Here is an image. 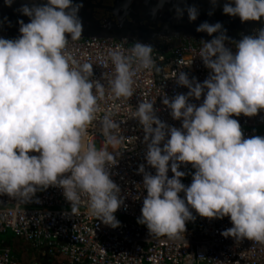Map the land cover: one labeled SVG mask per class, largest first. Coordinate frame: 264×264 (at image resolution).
I'll return each mask as SVG.
<instances>
[{
  "label": "clouds",
  "instance_id": "obj_1",
  "mask_svg": "<svg viewBox=\"0 0 264 264\" xmlns=\"http://www.w3.org/2000/svg\"><path fill=\"white\" fill-rule=\"evenodd\" d=\"M13 3L4 0L5 7ZM165 3L157 0L150 15ZM210 3L214 9L217 0ZM81 7L73 0L22 4L17 11L29 22L17 21V38H0V195L39 203L33 199L37 192L56 187L70 205L68 215L79 214L86 201L88 215L116 228L114 214L124 201L110 168L120 153L109 146L115 150L121 144L113 131L119 125L105 116L101 147L91 140L85 146L83 137L105 88L90 79L91 63L78 65L65 55L69 39L82 36ZM173 12L177 20L186 14L189 22L199 15L196 5L176 4ZM222 14L241 22L264 21V0H227ZM196 32L212 37L201 41L198 54L207 78L201 83L181 71L175 82L187 93L162 99L180 127L161 121L151 101L140 102L133 114L144 133L146 164L155 170L146 172L144 164L137 169L146 192L137 223L152 237L174 240L183 234L184 239L194 211L208 220L228 217L232 227L221 232L224 238L264 244V136L244 138L232 118L264 111V27L238 42L226 36L220 22H202ZM152 53L153 46L141 41L130 55L109 51L113 99L133 95L136 72L155 67ZM202 96L198 105L190 102ZM182 165L194 169L188 186L181 182Z\"/></svg>",
  "mask_w": 264,
  "mask_h": 264
},
{
  "label": "built area",
  "instance_id": "obj_2",
  "mask_svg": "<svg viewBox=\"0 0 264 264\" xmlns=\"http://www.w3.org/2000/svg\"><path fill=\"white\" fill-rule=\"evenodd\" d=\"M133 44L95 38L69 40L65 52L70 61L75 60L78 65L91 63L93 76L90 79L99 80L105 88L104 97L97 101L94 120L83 137L85 146L91 140L101 147L104 137L100 129L105 116L119 125L113 131L122 138L121 144L115 150L109 146V151L120 153L118 164L110 168V178L119 186L124 201L114 214L119 226L112 228L88 215L86 201H82L79 214L68 215L70 205L62 190L49 187L36 193L33 199L39 203L23 204L0 195V234L9 231L14 238L35 247L46 246L50 252L61 256L65 264H264V244L251 240L236 243L221 236V232L232 227L228 217L208 220L193 211L195 226L188 227L186 223L185 240L183 234L174 240L152 237L144 225L137 223L146 195L142 174H137V169L144 164L146 172L154 175L155 170L145 161L144 133L133 116L136 107L142 101H151L161 121L179 128L181 122L171 118L162 99L165 95L172 98L187 93L186 88L175 82L179 72L183 71L189 79L195 77L201 83L209 72L198 55L202 44L182 39L175 44L153 48L155 67L136 72L130 98L113 99L109 81L114 71L108 53L117 50L122 55H130ZM202 100L203 96L200 101L190 102L198 105ZM232 118L239 121L244 138L264 136V131H259L264 127V111L253 117ZM179 170L186 173L181 182L190 185L194 169L191 165H182ZM171 175L169 171V178ZM0 264H17L2 242Z\"/></svg>",
  "mask_w": 264,
  "mask_h": 264
},
{
  "label": "water",
  "instance_id": "obj_3",
  "mask_svg": "<svg viewBox=\"0 0 264 264\" xmlns=\"http://www.w3.org/2000/svg\"><path fill=\"white\" fill-rule=\"evenodd\" d=\"M45 0H14L11 7L4 6V0H0V36L15 39L19 36L18 20L24 23L29 22L28 17L22 16L17 9L22 4L44 3ZM131 0H113L111 7H104L95 0H73V3H81L83 7L79 10V17L83 23V32L80 39L95 38L99 40H123L127 43L141 41L150 43L153 48L159 45V41H149L153 36L165 39H187L192 41H208L212 37L206 33L196 32V28L202 22L207 21L210 24L220 22L226 15L222 14V6L227 0H217V5L213 9L210 0H167L164 7L155 17L150 15V11L157 3V0H142L139 3L129 4ZM129 4L124 8V4ZM180 4L183 6L196 5L199 9V15L194 22H189L187 15L180 20L174 18L173 6ZM97 10H104L112 14L116 20L111 18L103 20L96 17ZM212 12L211 15L208 13ZM230 24L233 29L240 33V37L231 36L227 30L226 36L231 40L238 42L242 36L253 35L255 28H260L261 21L241 22L240 19H232ZM216 35V34H214ZM71 40V39H69ZM175 44L176 42H170ZM168 42L165 43L167 45ZM202 44V42H201Z\"/></svg>",
  "mask_w": 264,
  "mask_h": 264
},
{
  "label": "crops",
  "instance_id": "obj_4",
  "mask_svg": "<svg viewBox=\"0 0 264 264\" xmlns=\"http://www.w3.org/2000/svg\"><path fill=\"white\" fill-rule=\"evenodd\" d=\"M4 248L17 264H65V260L56 253L50 252L46 246L35 247L13 235L2 241Z\"/></svg>",
  "mask_w": 264,
  "mask_h": 264
},
{
  "label": "flooded vegetation",
  "instance_id": "obj_5",
  "mask_svg": "<svg viewBox=\"0 0 264 264\" xmlns=\"http://www.w3.org/2000/svg\"><path fill=\"white\" fill-rule=\"evenodd\" d=\"M95 1L97 3H101L102 6H104V7H111L113 5V0H95ZM140 1H142V0H131V2L129 4H134L137 2L139 3ZM95 15L98 19L106 20V19L111 18L112 20H116L115 17L112 16V14H110L109 12L104 11V10H97ZM232 19H238V17H229V16L224 17V19L222 20L223 29L227 30V32L233 37H240V33L238 31H236L235 29H233V26L230 24V21ZM262 27H264V21H261L260 28H262ZM260 28L256 27L255 31L259 30ZM148 40L152 41L153 43L155 41H159L160 44L157 45L155 48L164 47L166 42L170 43V42H177L178 41V39H175V38H173V39H168V38L165 39L162 37L153 38V36L149 37ZM194 42L201 44V42H199V41H194Z\"/></svg>",
  "mask_w": 264,
  "mask_h": 264
},
{
  "label": "rangeland",
  "instance_id": "obj_6",
  "mask_svg": "<svg viewBox=\"0 0 264 264\" xmlns=\"http://www.w3.org/2000/svg\"><path fill=\"white\" fill-rule=\"evenodd\" d=\"M259 131L260 132L264 131V127L260 128ZM93 143L97 148H99V144L97 141H94ZM187 225L188 227L193 228L195 226V222L194 221L187 222ZM10 236H11V233L9 231H6L4 234H0V242L7 240Z\"/></svg>",
  "mask_w": 264,
  "mask_h": 264
}]
</instances>
